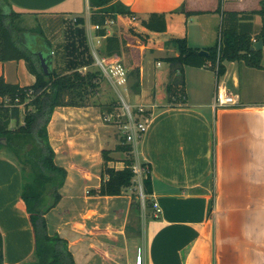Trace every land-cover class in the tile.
<instances>
[{
  "label": "crops",
  "instance_id": "crops-1",
  "mask_svg": "<svg viewBox=\"0 0 264 264\" xmlns=\"http://www.w3.org/2000/svg\"><path fill=\"white\" fill-rule=\"evenodd\" d=\"M8 1L25 18L37 21L52 44L55 38L58 46L66 40L75 17L84 18L92 42L94 35L96 44L103 43L91 28L89 0ZM116 1L132 16L117 15L114 33L129 36L128 45L135 46L132 57L139 54L141 70L140 89H131L129 77L125 90L134 108L142 105L150 113L137 145V159L150 168V207L139 200L136 185L120 195L98 193L109 178L103 151H110L108 167L125 166L126 154L115 150L123 138L120 121H112L114 115L106 111L101 117L108 114L105 122L119 131L107 128L94 116V104L56 107L47 129L56 162L67 177L58 203L45 214L49 233L67 241L76 264H225L224 246L241 240L255 241L264 251V69L228 62L219 78L210 64L187 66L185 97L175 105L159 106L155 90L166 77L164 58L179 53L172 39H186L201 50L213 46L221 24L219 0ZM260 1L223 0L222 8L251 11L260 7ZM182 5L187 12L205 13L177 12ZM152 14L164 15L165 30L143 24ZM258 31L255 17L254 34ZM108 34L113 31L108 29ZM97 56L119 61L128 73L131 69L125 53ZM60 65L63 59L53 58L52 66L60 70ZM1 76L22 86L35 82L24 60L0 61ZM220 86L234 96L236 105L215 107ZM23 183L21 165L0 149V264L36 260L33 228L20 198ZM155 202L161 209L158 217Z\"/></svg>",
  "mask_w": 264,
  "mask_h": 264
},
{
  "label": "trees",
  "instance_id": "trees-1",
  "mask_svg": "<svg viewBox=\"0 0 264 264\" xmlns=\"http://www.w3.org/2000/svg\"><path fill=\"white\" fill-rule=\"evenodd\" d=\"M89 4L90 22L100 26L96 35L103 37L98 55L125 53L131 68L128 73L132 79L131 89L139 90V54L133 58L131 52L135 46L128 45V35H109L107 27V22L115 20L117 15L132 16V12L116 0H89ZM222 5L223 0H219L216 12L221 14V24L216 43L205 48L208 56L200 55L201 49L189 46L186 39H172L179 53L164 58L168 64L166 77L155 90V102L159 106L175 105L185 97L187 66L203 67L210 64L209 67L216 71L219 78L224 75L228 62L264 69V50H252L255 42L262 40L264 44V0L260 1L258 9L251 11L224 10ZM176 11L187 15L205 13L187 12L184 5ZM256 16H260L262 25L259 32L254 34ZM24 21L23 13L15 11L8 0H0V61L24 60L28 71L35 76L33 84L24 86L0 77V96L3 98L0 103V139H6V144L0 143V149H6L22 168L24 183L20 198L33 228L36 255V260L28 264H76L67 241L58 234L49 233L45 218L46 212L58 203L61 197L59 190L67 177L66 169L56 162L47 127L56 107L89 105L90 98L99 93L103 72L101 69H93L96 59L88 45L83 17L71 19L66 30V40L58 46L57 55L64 61L60 70L52 66L55 51L41 25L37 23L30 27L24 25ZM143 24L155 31L166 28L162 14H152ZM131 36L137 35L131 31ZM220 41L221 47L218 50ZM39 52L43 53L50 65L48 73L42 67ZM120 106V101L112 99L107 103L106 111L114 114ZM149 114V111H145L144 117ZM137 115V120L143 116L138 112ZM115 150L126 154L125 166L123 169L108 167L110 151H103L106 165L104 171L109 178L98 191L101 195H120L134 185L132 145L125 143L122 138ZM143 166L148 167L146 163ZM148 169L149 172L142 180L147 208L150 207L149 196L153 193ZM2 247L3 237L0 232V250Z\"/></svg>",
  "mask_w": 264,
  "mask_h": 264
},
{
  "label": "rangeland",
  "instance_id": "rangeland-1",
  "mask_svg": "<svg viewBox=\"0 0 264 264\" xmlns=\"http://www.w3.org/2000/svg\"><path fill=\"white\" fill-rule=\"evenodd\" d=\"M256 24H257V26H259V30H260L261 25H262L260 16H256ZM24 25L35 26V25H37V21H35L32 17H28V18H25ZM108 29L113 31V33H114V30L117 29V26H114L113 24H111V25H109ZM45 31L48 34V31H49L48 27H45ZM92 39H93V42L88 38V45H89L92 52H93V50L94 51L96 50V52L98 54V50L101 46H99L100 44H96V40L94 38V35H92ZM56 41L58 42V39L55 38V42L53 43V49L55 51V53H54V61L55 62H57V60H58V55H57L58 44L56 43ZM93 46L95 47V49L93 48ZM149 58H150V56L148 55L146 58L147 59L146 61H150ZM263 63H264V60H263ZM59 67H63V66L60 65ZM93 69H101V68L99 65L95 64L93 66ZM101 78H102L101 85H100L101 86V88H100L101 94L99 93V95H97L95 97H91L89 105H93V104L96 105L94 116L100 117L99 121L101 122V124L106 125L107 128L110 127L111 129H114L115 131H119L117 126L113 127L112 123L105 122L104 117L102 118L101 116H103V113L106 112V109H107L106 105L109 101H111L112 99H114L118 102L120 101V105H121L120 109L117 111V114H116V112H115V114H113L114 116H112V119H113L112 121L118 120V121H120V124L122 125L126 121V115H125V110L123 109L124 104H123L122 98L129 105L132 106L131 98L129 96V93L125 90L124 86H120L116 90L104 76H102ZM131 82H132V80L129 81V85ZM16 84H18V83H16ZM22 84H29V83H22ZM131 108H132L134 115L136 116L137 108H134L133 106ZM22 120H23V118H22ZM113 137H115V136H113ZM134 185H136V187H137L136 192L138 194L139 200L145 203V201L142 200L143 198L141 196L140 188L138 187L139 183L137 181H134ZM143 219H144V222H143ZM143 219L141 221V227L142 228L144 227V224L146 221V211H143ZM224 250L226 253L225 256H223L224 258H226L225 264H264V251L263 250L261 251L259 249V247H257L255 241L250 240V241H248V243L247 242L245 243V241H243V240L236 241L232 245L224 246Z\"/></svg>",
  "mask_w": 264,
  "mask_h": 264
},
{
  "label": "built area",
  "instance_id": "built-area-1",
  "mask_svg": "<svg viewBox=\"0 0 264 264\" xmlns=\"http://www.w3.org/2000/svg\"><path fill=\"white\" fill-rule=\"evenodd\" d=\"M132 19H135L133 16ZM114 24V20H109L107 22V27L109 25ZM92 30L96 32V30L100 29L99 25H92ZM100 37L101 36H97ZM221 41L219 43L218 50H220ZM93 54L96 59V64L100 66L103 76L111 83V85L117 90L120 86L126 87L128 84V70L117 60L106 62L104 59H100L96 51L93 50ZM86 69V68H84ZM123 109L125 110L126 121L122 124V133H123V140L125 143L132 145V155L134 157V163L132 165V171L134 173V181L139 183V188L141 192V196L144 200L145 195L143 192V178L149 172L148 167H144L143 163H141L137 159V145L139 140L144 136L148 122L150 120V116H145L144 113L146 111L145 107L140 105L137 107V112L139 115H143L142 118L137 120V114L134 115L132 111V106L129 105L123 98ZM238 102L234 98V96L229 95L222 89L220 86L217 90L216 99H215V107H222L227 105H236ZM105 121H109V115H105ZM154 208L156 211V217L160 213L161 209L158 204L154 203Z\"/></svg>",
  "mask_w": 264,
  "mask_h": 264
},
{
  "label": "water",
  "instance_id": "water-1",
  "mask_svg": "<svg viewBox=\"0 0 264 264\" xmlns=\"http://www.w3.org/2000/svg\"><path fill=\"white\" fill-rule=\"evenodd\" d=\"M263 47H264L263 41L259 40L254 43V45L252 46V50H262ZM199 54L203 56H208V52L206 50H201ZM39 57L41 59V64L45 73H48L50 65L47 63L46 58L44 57L42 52H39ZM0 143L6 144V139H0Z\"/></svg>",
  "mask_w": 264,
  "mask_h": 264
}]
</instances>
